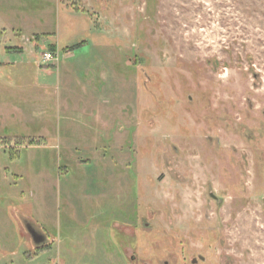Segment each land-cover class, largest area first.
Here are the masks:
<instances>
[{
  "label": "rangeland",
  "instance_id": "obj_1",
  "mask_svg": "<svg viewBox=\"0 0 264 264\" xmlns=\"http://www.w3.org/2000/svg\"><path fill=\"white\" fill-rule=\"evenodd\" d=\"M0 264H264V0H0Z\"/></svg>",
  "mask_w": 264,
  "mask_h": 264
},
{
  "label": "flooded vegetation",
  "instance_id": "obj_2",
  "mask_svg": "<svg viewBox=\"0 0 264 264\" xmlns=\"http://www.w3.org/2000/svg\"><path fill=\"white\" fill-rule=\"evenodd\" d=\"M31 228V227H30ZM31 230V233H29V235H30V237L32 238L33 237V239L35 240H33L35 243H36V245H43L44 244V240H46L44 237H43V235L36 229V228H31L30 229ZM47 241V240H46ZM193 261H196V259H193Z\"/></svg>",
  "mask_w": 264,
  "mask_h": 264
},
{
  "label": "built area",
  "instance_id": "obj_3",
  "mask_svg": "<svg viewBox=\"0 0 264 264\" xmlns=\"http://www.w3.org/2000/svg\"><path fill=\"white\" fill-rule=\"evenodd\" d=\"M42 56L45 60H50L53 58V54L50 51L43 52Z\"/></svg>",
  "mask_w": 264,
  "mask_h": 264
},
{
  "label": "water",
  "instance_id": "obj_4",
  "mask_svg": "<svg viewBox=\"0 0 264 264\" xmlns=\"http://www.w3.org/2000/svg\"><path fill=\"white\" fill-rule=\"evenodd\" d=\"M30 227L33 228V226H32L30 223L27 222V223L25 224V228H26L27 232H29V233H31V230H30L31 228H30ZM31 234H32V233H31ZM32 240H34L33 237H32ZM34 241H35V240H34Z\"/></svg>",
  "mask_w": 264,
  "mask_h": 264
}]
</instances>
